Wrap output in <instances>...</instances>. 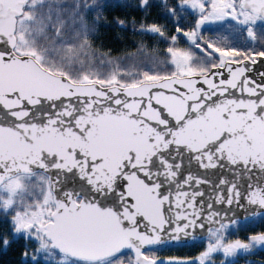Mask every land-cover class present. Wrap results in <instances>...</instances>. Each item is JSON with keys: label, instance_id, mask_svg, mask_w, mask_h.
<instances>
[{"label": "snow or ice", "instance_id": "snow-or-ice-1", "mask_svg": "<svg viewBox=\"0 0 264 264\" xmlns=\"http://www.w3.org/2000/svg\"><path fill=\"white\" fill-rule=\"evenodd\" d=\"M0 264H264V0H0Z\"/></svg>", "mask_w": 264, "mask_h": 264}]
</instances>
